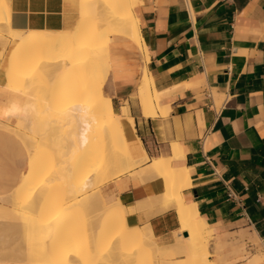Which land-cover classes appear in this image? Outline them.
Returning a JSON list of instances; mask_svg holds the SVG:
<instances>
[{"label":"crops","instance_id":"obj_1","mask_svg":"<svg viewBox=\"0 0 264 264\" xmlns=\"http://www.w3.org/2000/svg\"><path fill=\"white\" fill-rule=\"evenodd\" d=\"M8 3L14 29L72 34L80 21L78 0ZM133 12L149 58L130 39L111 35L103 91L120 116L130 156L148 158L100 191L104 203L134 208L128 224H148L158 244L181 240L174 207L159 202L164 182L145 175L151 158L173 157L172 144H179L182 155L172 161L191 178L182 190L185 202L196 205L211 237H242L247 246H260V252L233 262L264 264V0H135ZM1 63L0 58V70ZM145 68L165 114L142 107ZM3 84L0 76V105L19 100L22 106L25 96ZM125 101L126 115L118 110ZM19 161L27 168L28 154ZM25 171L10 170L0 196L12 192Z\"/></svg>","mask_w":264,"mask_h":264},{"label":"bare ground","instance_id":"obj_2","mask_svg":"<svg viewBox=\"0 0 264 264\" xmlns=\"http://www.w3.org/2000/svg\"><path fill=\"white\" fill-rule=\"evenodd\" d=\"M3 1L8 0H0V58L8 43L10 53L16 52L19 57L4 65L0 76L4 79L3 87L10 92L14 90L13 84L17 85L15 91L25 96V102L21 106L19 100H14L8 108L0 105V128H8L2 121L13 117L21 128L28 130L30 114L39 103L41 108L34 113L41 116L38 118L43 121L46 138L40 141V154L32 153L28 147V163L21 182L12 192L0 196V233L23 238L21 244L16 239L8 248L26 251L32 257L24 264H84L85 254L92 258L87 264H115L116 257L122 255L116 242L107 244L103 254L97 240L111 235L118 241L132 239L140 226L127 225L128 214L134 208L118 201L106 205L101 193L92 190L133 172L148 158L135 160L130 156L120 116L103 91L111 35L130 39L143 51L146 60L149 58L133 12L135 0H80L84 15L94 23L91 33L86 34L80 27L81 20L75 33L70 30L72 34L14 29L10 22H4ZM148 73L145 68L142 107L165 114L166 108L159 105L160 94ZM128 108L129 102L125 101L118 110L126 115ZM128 119L132 125L133 119ZM51 129H56L54 134L58 135L50 138ZM22 142L28 146L35 143L25 138ZM181 151L179 144H172L173 157L151 158L145 175L164 182L159 202L163 201V208L174 207L180 224L178 231L186 233L182 240L171 244L172 249L186 256L190 264H214L208 258L211 229L197 216L196 205H188L182 196L191 178L185 166L172 161L182 155ZM6 218L13 220L3 221ZM149 230L134 241L126 252L128 258L142 254L146 242H157ZM128 258L124 264H130ZM249 264L259 263L252 259Z\"/></svg>","mask_w":264,"mask_h":264},{"label":"rangeland","instance_id":"obj_3","mask_svg":"<svg viewBox=\"0 0 264 264\" xmlns=\"http://www.w3.org/2000/svg\"><path fill=\"white\" fill-rule=\"evenodd\" d=\"M79 5H80V0H78V9H79V13L81 12L80 13V20H81L80 22L83 23L82 25H80V27L83 28L82 32L85 34L88 32L91 33L93 26H94V23L92 21H88V18L84 15L83 10L81 9V5L80 6ZM3 6L6 7L4 9V14L6 16L4 22L9 23L10 22V20H9V9H7L8 2L3 1ZM6 28H7V26L5 27V29ZM10 44L11 43H8L6 45L5 50H6L7 46H10ZM5 50L3 51V55H2V63H1V70L0 71H3L4 65H8L9 62H12L13 60H15L19 57L15 54L16 52L9 53V55L6 57ZM74 76H75V74H74ZM74 76L72 75L71 79H73ZM71 79L67 78V80H71ZM13 88H14V90L11 92L16 93L15 90L17 88V85L13 84ZM35 100H37V99H35ZM36 103H38V102H36ZM217 103H218V101H217ZM37 105H39V103ZM35 106H36V104H35ZM38 108H39V106H38ZM34 109H35V107H34ZM36 110H34V111L36 112ZM34 111L31 112V114H30V115H32V117H31V119H29V125H28L29 129L28 130H25V129H27L26 127L21 128V126L18 125V123H17L18 119L17 118L11 117L7 121L5 119H3V121H2L4 124H6L8 126V128H2V127L0 128V164H1L0 167H2V168H0V191L4 190L5 188H8V183H9L8 182V175H9L8 172L10 170L17 169V170H19V173H22L26 169V164H22L19 160L22 158H25V156L28 154V147L31 148L32 153H37V154L39 153L40 154V150L42 149V147L40 145V141L41 142L44 141L46 138L45 137L46 135L44 133L45 132L44 124H42L43 121H40V118H38L40 116L39 113H34ZM33 116L36 117L35 119H37V118L38 119L34 120ZM29 118H30V116H29ZM32 118H33V121H32ZM30 120H31V122H34V123L32 124L30 122ZM12 121H14V124H12ZM35 122H37L38 124L40 123L39 127L37 126L38 125L37 123L35 124ZM15 125H17L16 128H15ZM33 126H37L39 129L37 127L36 128L39 130V132L37 129L33 130ZM67 126L68 125H65V127H67ZM19 129H20L19 132H21V133L18 132ZM43 130H44V132H43ZM51 130H54V131L51 132ZM51 130L49 131L50 138H53L54 136L58 135V134H56V135L54 134L57 132L56 129H51ZM30 131H31V134H30ZM22 132H23L24 136H21ZM41 132H43L42 137H41ZM32 133L34 136L32 135ZM37 135H40V136L38 137ZM52 135H53V137H51ZM7 136L10 138L9 143L7 142ZM23 138H25V140H27V141L28 140L31 142L34 141L35 143H33L32 145H29V146L27 144H23L22 143ZM33 138H36V139H33ZM37 141H39V142H37ZM96 149H97V146L95 147V151H96ZM14 160L16 161L15 165L12 163ZM109 183H110V181L106 182L101 187L96 188L95 190H92V192L98 193L101 191V193L104 194L103 190ZM16 184H17V182H15V184L13 186H11V188L13 189ZM97 207L98 206L96 205L95 208H97ZM119 212L123 213V210H120ZM1 220H0V222H1ZM12 220H10V219L8 220V218L3 219V221H5V222L6 221L12 222ZM132 224H134V223H132ZM132 224H128V221H127L128 226L132 225ZM147 229H150L149 231H151V233L153 234L149 225L146 224V225L140 226L139 230L135 233V236H133L132 239H127L124 241H118L116 238H114V235L106 236V237L98 239L97 245L99 247L100 253L104 254L107 250L106 245L111 243V241H115L116 246L119 247V250L122 252V255L120 256V258L116 257L117 260L114 263L115 264H124L125 258H128V254H126V252H128L129 248L134 245V243H135L134 241L141 238V236L143 235L144 232L147 231ZM3 233H5V234H3ZM3 233L2 234L0 233V264H22V263L24 264L26 261L32 260V257L26 251L19 250V249L17 250V249L12 248V247L8 248V247H10L12 242H15L16 239L18 240V241L16 240V242H18V243L23 242L22 237L20 238V236H15V235L13 237L12 236L13 234H11V233H6V232H3ZM177 234H178V238H182L183 233H180L179 231H177ZM220 238H221L220 236L214 235L209 239V255H208V258L210 260H212L215 264H221V263L227 262V261L233 262L236 259H239L244 255H250L252 253L261 251L260 246H258L257 242H255V241H252L254 245L249 247L244 242L242 237H240L238 240H233V241H228V242L225 240H221ZM179 241H176V242H179ZM19 244H21V243H19ZM146 244H147V247L144 248L145 250L142 254H140V255L134 254L128 258L130 261V264H190V260L186 256H184L183 254L176 253L172 249L171 244L170 245H163V244H158L157 242H155V243L146 242ZM235 252H237V253H235ZM91 259L92 258L88 259L87 255L85 254L83 256V260L86 261V262L84 261V264L89 263L91 261ZM241 262H242V260H237L236 262H233V264H237V263L240 264ZM244 263H245V261L242 262V264H244ZM81 264H83V263H81Z\"/></svg>","mask_w":264,"mask_h":264},{"label":"built area","instance_id":"obj_4","mask_svg":"<svg viewBox=\"0 0 264 264\" xmlns=\"http://www.w3.org/2000/svg\"><path fill=\"white\" fill-rule=\"evenodd\" d=\"M228 195H229V197H232L233 196L232 192H230V191H229V194Z\"/></svg>","mask_w":264,"mask_h":264},{"label":"water","instance_id":"obj_5","mask_svg":"<svg viewBox=\"0 0 264 264\" xmlns=\"http://www.w3.org/2000/svg\"><path fill=\"white\" fill-rule=\"evenodd\" d=\"M186 235V234H185Z\"/></svg>","mask_w":264,"mask_h":264}]
</instances>
